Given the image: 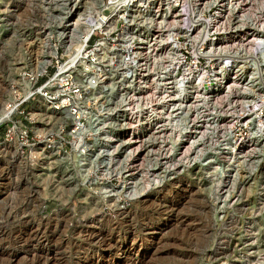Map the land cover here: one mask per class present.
<instances>
[{
  "label": "rangeland",
  "instance_id": "1",
  "mask_svg": "<svg viewBox=\"0 0 264 264\" xmlns=\"http://www.w3.org/2000/svg\"><path fill=\"white\" fill-rule=\"evenodd\" d=\"M97 1L0 0V112L28 84L21 68L31 83L44 61L83 40L90 26H79L81 11ZM214 2L227 16L264 19V0ZM190 77L189 91L175 84L172 145L160 134L150 142L156 150L125 154V167H77L60 148L18 154L12 140L0 145V264H264V129L233 146L237 112L222 96L234 89L209 93V73ZM212 78L217 85L221 76ZM261 105L251 102L248 117L264 114ZM45 110L43 128L58 142L65 125Z\"/></svg>",
  "mask_w": 264,
  "mask_h": 264
},
{
  "label": "built area",
  "instance_id": "2",
  "mask_svg": "<svg viewBox=\"0 0 264 264\" xmlns=\"http://www.w3.org/2000/svg\"><path fill=\"white\" fill-rule=\"evenodd\" d=\"M193 1L98 0L94 5L85 6L79 26L89 25L91 31L83 45L73 51L71 62L65 64L68 53L61 49L50 57L53 70L46 72V66L31 83L32 74L24 68L19 70L22 82L28 84L22 83L13 93L14 100L6 103L8 114H0L2 141L15 138L20 150L34 145L37 154L54 147L75 153L80 156L79 162H75L77 167H125L128 164L125 154L156 150L150 142L154 143L163 133L162 129H172L177 117L175 95L171 97L169 92L174 85L172 75L182 69L180 66L175 69L174 50L162 39L168 30L172 35L177 32V23L172 22L175 12L190 32L174 34L182 61L193 60L191 50L197 43L199 55L191 63L203 70L221 69L214 57L223 55V44L234 39L241 50L236 57L240 65L234 67H239L235 78L238 81L231 98L237 102L243 100L244 104L250 100L262 102L260 107L264 110V73L259 71L264 63V19L254 20L242 13L227 16L229 7L225 9L222 4L209 0L210 4L200 11L205 18L193 20L190 7L201 6L199 0L196 4ZM218 6L221 13L215 18ZM208 16L214 18L209 27ZM222 25L224 29L220 28ZM253 34L259 45L250 56L244 48ZM222 36L227 42L219 38ZM226 67L227 78L234 73ZM210 79L214 83L213 78L205 80ZM37 97L65 125L58 142L46 134L44 120L39 115L32 117L30 110H24L23 105L32 104ZM247 106L230 115L233 146H238L252 128L259 132L264 127L259 119L262 116L264 120V114L249 118L245 114ZM31 126L37 134L35 139L30 135Z\"/></svg>",
  "mask_w": 264,
  "mask_h": 264
},
{
  "label": "bare ground",
  "instance_id": "3",
  "mask_svg": "<svg viewBox=\"0 0 264 264\" xmlns=\"http://www.w3.org/2000/svg\"><path fill=\"white\" fill-rule=\"evenodd\" d=\"M210 1H212V0H210ZM210 1L209 0H199V2H200V8H198L197 6H196V8L195 9H192L193 7L191 6L190 8H191V12H192V17H191V19H193L194 20V18H199V17H202V18H205L204 16H201V13H200V11L202 10V8H205V7H207L209 4H210ZM198 2V0H194L193 1V3L192 4H196ZM177 12H178V9H177ZM219 13H221V10H220V7L218 6V8H217V13H216V16H215V18L218 16V14ZM211 17L212 16H208V17H206L207 18V21H208V27L209 26H212V23H211V20L212 19H214V18H212L211 19ZM181 16L179 15V13L178 14H176V12H175V17H174V21H172L173 23H177L176 24V28H177V32H183V33H186V34H190V32L188 31V28H184V25L182 24V22H181ZM162 19V18H161ZM190 22H193V21H191L190 20ZM193 24H195V23H193ZM220 28H222V29H224L225 28V25H222ZM90 31H91V27L85 32V34H84V38H83V40H81L80 42H77V44L75 45V48H73L74 50H78L82 45H83V43H84V41H85V39H86V37L88 36V34L90 33ZM171 32V30H168L167 31V33L164 35V38H162L163 40H164V42H167V44L169 45V46H171L172 47V49L171 50H174L173 51V54H174V67H175V69H177V67L178 66H180L181 67V69H182V71L180 72V73H176V74H173L172 75V79L174 80L175 79V82L173 81V88L170 90V92H169V96L171 95V97L172 96H174L175 95V97H176V100H178L177 102H176V106L178 105L177 103H181V102H179V97L176 95V88H174V86H175V84H177L178 82H182L183 83V85H184V87H188V85H189V80H191V77L190 78H186V77H188V75L189 74H191V73H198V72H206V73H209V76L212 78V77H214V76H216V71H218L219 72V74H220V76H221V79L220 80H218V83H217V85H216V81L214 80V85H213V89L211 90V91H209V93H211V92H216L217 90H219V89H222L223 91H225V93L227 92V89L229 88V86H232V88L233 89H235V87H236V85L237 84H232L231 82H232V80H233V76H235L236 75V73H237V70L239 69V67H236V68H234L235 66H237V65H240V64H237L236 63V61H238L237 60V53L239 52V50H241V45H238L237 43H236V41L233 39V41L232 42H227V38L226 37H224V36H222V37H219V38H223L224 40H226V44H223L224 45V48H223V55H220V56H216V57H214L216 60H217V62L219 63V68H221V69H214V70H211V71H209V70H203V69H201V68H198V67H195L194 66V64L193 63H191V62H193L194 61V59L196 58V57H198V55H199V53H198V51L196 50V46H197V43H196V45L192 48V50H191V54H192V58H193V60L191 61V62H183L182 61V59H181V53H180V48H179V42H178V40H175L174 39V34H176L177 32H174V34L172 35V33H170ZM209 40H210V38H209ZM165 45H166V43H165ZM253 46L252 47V49H249L250 48V46ZM259 45V40H258V38L257 37H255V34H253V36H252V38H251V40L248 42V46L247 47H245L244 48V50L245 51H248L249 52V54H246V55H250V53H252V51H255V49H256V47ZM237 46L239 47V48H237ZM73 47H74V45H73ZM54 50V52H55V50L56 49H53ZM71 51L69 52V50H66L65 49V47L63 48V51L64 52H66V53H68V56H67V58L65 59V64L66 63H69V62H71V60H72V53H73V51L74 50H72V49H70ZM215 50V49H214ZM217 50V49H216ZM234 51V54H232L230 51ZM217 52V51H216ZM209 56L211 55V53L210 54H208ZM208 56V57H209ZM250 56H252V55H250ZM207 57V56H206ZM228 59H231V60H235V62H234V64H231V61L230 60H228ZM251 59V58H250ZM249 59V60H250ZM252 61V60H251ZM49 62H50V59H47L46 61H44L43 62V64H42V66L39 68V71H44V69H45V67L47 66V64H49ZM233 63V62H232ZM252 63H254L253 61H252ZM228 65V67L230 68V73H234L233 75H232V77L230 78V80H229V82H227L226 81V75H224V72H225V67ZM234 65V66H233ZM254 66V65H253ZM227 68V67H226ZM259 71H260V73L263 75V73H264V63H262L261 65H260V67H259ZM183 74V75H182ZM182 75V77H181V80H183V81H177V79H178V77L177 76H181ZM195 75V74H194ZM197 75V74H196ZM198 77L200 76L199 74L197 75ZM197 77V78H198ZM228 77V76H227ZM226 78V79H225ZM189 79V80H188ZM215 79V78H214ZM171 81V80H170ZM196 81H197V79H196ZM238 81V80H237ZM30 83V82H29ZM203 83V81H201L200 82V84H202ZM202 86H203V84H202ZM210 86H211V84H210ZM183 88V87H182ZM185 88V89H186ZM204 86H203V91H204ZM188 89V91L190 90V88H187ZM208 92H206L205 94H204V96H205V98L204 99H207L208 100V96L209 95H206ZM228 93H230V96H226V94L224 95V96H222V97H224V99L226 100V104L229 106L228 108H229V110H231V109H233L234 108V110H236V112H238V109L240 108L241 109V107L239 106L238 108H237V106L236 105H234L235 103H236V100H233L232 98H231V94H234V93H231V91L229 90V92ZM23 94H26V91H24L23 90ZM262 96V95H261ZM218 99H219V97H218ZM221 99V98H220ZM13 100H14V98H13ZM12 100V101H13ZM40 100V101H39ZM187 100V99H186ZM240 101H242V100H240ZM9 102H11V101H9ZM15 102V101H14ZM251 102H256L255 100H250L248 103H246V104H244V105H248L247 106V108H249V107H251L250 106V103ZM183 103V102H182ZM41 104V105H40ZM34 105V106H33ZM38 105H40L43 109V111L41 110H39V106ZM182 105H184V104H182ZM233 105L234 106H236V107H233ZM46 108H48V106H46V105H43L42 106V101H41V99L39 98V97H37V98H35V100L33 101V103L31 104V106H30V113H31V115H32V117H35V116H37V115H39V117L41 118V119H43V120H46L45 119V117H46V113L48 112L47 110H45ZM33 109V110H32ZM262 109V108H261ZM4 110V109H3ZM248 110V109H247ZM263 110V109H262ZM8 111H9V109H7L6 111H2V112H0V114H8ZM40 111V112H39ZM264 111V110H263ZM247 112L248 111H246L245 112V114H247ZM258 115V114H257ZM259 116V115H258ZM55 118V117H54ZM259 119H260V123H261V121H264V120H262V117H259ZM54 121V120H53ZM264 124V123H263ZM172 129H169L167 132H163L162 134H165L166 136H168V138H169V143L172 145V142H174V139H173V137L171 138V136H173V134H174V126H172L171 127ZM264 129V127L261 129V130H263ZM251 131H252V129L250 130V133H251ZM249 133V134H250ZM249 134L245 137V138H247L248 136H249ZM245 138H243V139H245ZM243 139L242 140H240V141H243ZM12 142L14 143V150H15V152L16 153H20L21 152V150H19L20 148H19V145H20V143L15 139V138H12ZM9 142L8 141H5L4 140V143H2V144H0V145H6V144H8ZM171 147V146H170ZM31 148H35V146L34 145H29V149H31ZM37 148H35V150H36ZM76 154L74 153L73 154V156H75ZM76 158H77V161L79 162V159H80V156L79 155H76ZM75 159V158H74ZM76 161V162H77ZM106 169H108V168H106ZM109 169H112V168H109ZM131 195V194H130ZM132 196V195H131ZM143 201V200H142ZM119 208V207H118ZM153 240H154V237H153ZM152 240V241H153ZM153 243L155 244L156 242L155 241H153ZM148 247V246H147ZM41 264V263H40ZM106 264H114V263H112V261H109L108 263H106Z\"/></svg>",
  "mask_w": 264,
  "mask_h": 264
}]
</instances>
